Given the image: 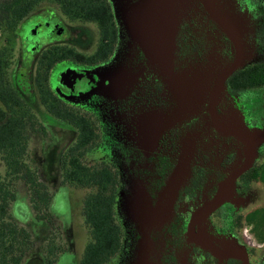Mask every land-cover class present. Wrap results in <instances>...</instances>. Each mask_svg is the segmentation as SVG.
I'll list each match as a JSON object with an SVG mask.
<instances>
[{
	"label": "flooded vegetation",
	"instance_id": "obj_1",
	"mask_svg": "<svg viewBox=\"0 0 264 264\" xmlns=\"http://www.w3.org/2000/svg\"><path fill=\"white\" fill-rule=\"evenodd\" d=\"M140 1L0 0V168H4L0 191L14 188L8 219L30 238L21 239L20 248L6 256L0 248V264H12L17 256L19 264L33 256L41 258L40 264L84 263L86 249L94 242L84 201L93 189L72 184L64 173L71 149L82 139L85 164L116 171L115 211L122 245L103 264H130L140 256L144 242L142 256L160 264H243L242 259L218 256L198 245L188 228L193 213L214 197L248 156L243 142L217 126L214 118L227 127L238 120L252 129L264 128V95L259 98L261 107L254 98L264 94V87L235 91L230 86L238 70L264 59V11L250 0L214 1L238 21L243 65L226 79L212 108L216 79L236 58L230 36L203 0H180L179 22L166 52L170 61L162 74L147 50L151 28L133 27L131 22L146 20L138 15ZM217 63L210 89L194 104L196 110L189 111L188 103L177 104L172 94L178 91L169 77ZM176 115L179 118L172 120ZM260 146L252 166L236 179L234 200L223 203L194 229L220 248L236 240L247 250L250 264H264V244L245 233L243 212L251 202L250 185L258 181L251 174L263 156L264 142ZM12 150L37 169L50 197L47 206L34 209L24 179L7 174L5 153ZM177 167L181 177L171 218L161 228L149 227L142 241L131 218L139 213L130 207L132 198L144 192L148 208L154 207ZM61 184L88 190L80 204L70 191L74 225L69 229L53 211ZM20 193L27 194L34 217L48 224L41 241L31 226L13 215ZM80 217L82 222L77 221Z\"/></svg>",
	"mask_w": 264,
	"mask_h": 264
},
{
	"label": "trees",
	"instance_id": "obj_2",
	"mask_svg": "<svg viewBox=\"0 0 264 264\" xmlns=\"http://www.w3.org/2000/svg\"><path fill=\"white\" fill-rule=\"evenodd\" d=\"M264 11V0H250ZM261 42L264 47V24L261 27ZM230 86L235 91H245L251 88L264 87V59L238 70L230 79ZM83 140V139H82ZM77 144L71 150V160L66 163L64 173L66 178L74 185L92 188L84 201V215L86 221L92 226L94 242L86 249L83 264H103L105 259L115 256L119 252L121 237L123 235L121 224L116 215L117 183L116 171L111 168L88 166L83 162L81 151L84 142ZM9 167L7 174L24 179L31 193L33 208L47 206L49 194L46 187L38 177L37 169L26 164L23 154L16 150L5 153ZM257 167L251 177L259 178ZM14 188L0 191V248L4 249L5 256L9 252H15L21 246V239L30 242L29 233L10 221L9 204L14 197ZM22 235V236H21ZM15 258V259H14ZM12 264H19V256L13 257Z\"/></svg>",
	"mask_w": 264,
	"mask_h": 264
},
{
	"label": "water",
	"instance_id": "obj_3",
	"mask_svg": "<svg viewBox=\"0 0 264 264\" xmlns=\"http://www.w3.org/2000/svg\"><path fill=\"white\" fill-rule=\"evenodd\" d=\"M214 1L216 0H203L210 15L220 24L221 27H223L232 39L236 49V58L231 65L227 66L220 72L219 77L216 79V85L212 89V93L210 95L212 108H214V104L225 87L226 79L236 69L243 65L242 46L238 35V21L233 20L232 15L228 12L222 11ZM174 2L175 0H141L137 6L138 15L140 17L144 16L146 20H131L133 27L151 28L153 37L150 40H146L147 50L150 51L151 58L154 62L158 66L162 67L163 70H166L169 65L170 56L166 55V52L169 48L170 40L173 39V35L175 34L179 22V20H176L177 17L174 14V10L176 8V6H174ZM171 83L180 93H183V91H189L188 87L181 88L175 82ZM214 121L217 126H221L223 129L225 128L224 130L226 133L236 136L243 142L248 156L244 165L233 170L230 176L220 184L214 197L207 200L193 213L189 223L188 234L195 243L210 250L218 256L236 257L242 259L243 264H250L247 250L245 247L240 246L236 240L227 242L224 248H220L211 241L207 234L204 232L196 233L194 229L197 225H201L202 222H204L209 215L223 203L234 200L236 179L252 166L258 147L264 142V128L252 129L245 125L242 121L238 120L229 127L222 125L216 117L214 118ZM179 171L180 168L177 167L165 186V191L168 195L167 204L169 212L171 211L173 200L179 186V183L176 182L177 179L181 177L179 176ZM153 208L154 207L147 208L148 212L144 213L142 217H140V212L137 216H133V220L137 222L139 231L142 235V241H146L147 239V231L145 227L154 221ZM144 248L145 242L141 245V254L137 258V262L139 264H148L146 255L145 257L142 256V250Z\"/></svg>",
	"mask_w": 264,
	"mask_h": 264
},
{
	"label": "rangeland",
	"instance_id": "obj_4",
	"mask_svg": "<svg viewBox=\"0 0 264 264\" xmlns=\"http://www.w3.org/2000/svg\"><path fill=\"white\" fill-rule=\"evenodd\" d=\"M174 6H176L174 10V14L178 18L181 9L180 0H175ZM172 63H173V59L171 62V66ZM217 65L218 63L212 64L198 71H193V69L189 71L185 69L178 73L172 74V76L169 77L170 83L175 82L181 88H185V87L189 88L188 92L186 91L185 92L183 91V93L173 92L172 95L176 97L177 104L180 102L181 105L185 106L186 103H188L190 107L189 111L191 112L195 111L196 107H194V104L197 105V103L201 101V99L207 94L208 90L210 89L213 76L217 71ZM228 65L229 63L226 64V67ZM158 69L160 73L161 72L162 74L164 73L162 67L158 66ZM263 95H264L263 93L259 92L255 95L254 98L258 99V101L260 102L259 98H262ZM261 103L263 102H260L258 104L259 107L262 106ZM180 113L184 114L185 112L178 111V114ZM171 118L172 120H176L179 117L176 115ZM261 121L264 122V119L262 118ZM260 147L261 146H259L258 148ZM93 155L94 154H92V156ZM262 155L263 156L258 163L259 164L258 167L259 166L260 168L262 167V169L259 170L258 181L250 185L249 196L251 197V202L247 207L245 206L243 208L244 210L243 212H245V233L250 235L251 239L255 238V240L260 242L259 245L264 244V152ZM93 158L94 157H92V159ZM3 172H4V168H0V175ZM235 188H236V184H235ZM70 191H72L75 204L77 202H79L80 204V202L82 201L83 197L88 192V190L85 188H81V187L79 188L77 186H73L69 184L66 185L61 184L59 191L57 192V197L55 198L54 201L53 211L55 215H57L59 220L62 221L68 229L70 226L72 227L74 225L73 205H72L73 197L71 198ZM146 197H147L146 193L142 192L141 194L136 195L134 198H132L133 203L130 204V207L139 209L140 217H142L144 213L148 212L147 208H148L149 200L146 199ZM167 198H168L167 192L165 191V187H163L162 190L158 193V196L154 203V208H153L154 221L145 227L147 231V236H148L149 227H151V229L152 228L158 229L161 228L170 220L172 211L169 212L168 210ZM246 199H248L247 202L250 200V198H246ZM132 209H130V211H132ZM76 213H78L79 216L82 213L81 205H78L76 207ZM13 215L20 222L24 223L27 226H31L33 228V231L38 241L44 239L48 231V224L45 221L37 220L34 217V213L29 204L26 193L25 194L20 193V195L18 196L13 208ZM133 216L131 217L132 219ZM77 221L82 222L81 217ZM137 260L138 259L135 258L133 262H131L130 264H139ZM147 261L148 264H160V262L152 261L150 259H148ZM40 263H41V258L34 256L30 257V259H28L27 261V264H40Z\"/></svg>",
	"mask_w": 264,
	"mask_h": 264
}]
</instances>
